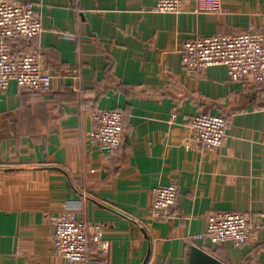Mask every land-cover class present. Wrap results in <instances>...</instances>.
Returning a JSON list of instances; mask_svg holds the SVG:
<instances>
[{"label":"crops","instance_id":"1","mask_svg":"<svg viewBox=\"0 0 264 264\" xmlns=\"http://www.w3.org/2000/svg\"><path fill=\"white\" fill-rule=\"evenodd\" d=\"M42 30L16 41L51 76L44 92L11 82L0 96V264H70L53 252L51 219L71 211L103 225L107 250L89 264H186L197 245L227 264H264V83L231 80L224 65L188 74L183 42L195 35L264 27V0H220L222 11L153 10L155 0H31ZM124 114L110 156L91 145L94 109ZM223 115L217 149L188 127ZM177 183L178 199L150 216L151 189ZM246 214L240 247L204 237L207 216Z\"/></svg>","mask_w":264,"mask_h":264},{"label":"built area","instance_id":"2","mask_svg":"<svg viewBox=\"0 0 264 264\" xmlns=\"http://www.w3.org/2000/svg\"><path fill=\"white\" fill-rule=\"evenodd\" d=\"M153 10L179 13L189 10L185 0H155ZM192 10L222 11L220 0H196ZM42 30L40 15L31 0H0V96L11 82L22 91L44 92L51 76L44 73L36 52L14 53L16 41L30 40ZM183 65L188 74H197L213 65H224L231 80L264 83V27H250L235 34L195 35L183 42ZM93 127L88 132L91 145L102 147L113 156L124 140V114L116 108L94 109ZM193 141L198 147L219 148L227 134L223 115L199 113L188 122ZM178 199L175 182L156 185L151 189L150 216L163 217ZM251 224L246 214L219 210L208 214L204 237L213 244L231 241L242 246L250 236ZM52 250L70 264H89L90 244L104 251L103 225L78 218L71 211L51 219Z\"/></svg>","mask_w":264,"mask_h":264},{"label":"water","instance_id":"3","mask_svg":"<svg viewBox=\"0 0 264 264\" xmlns=\"http://www.w3.org/2000/svg\"><path fill=\"white\" fill-rule=\"evenodd\" d=\"M186 264H227L197 245H191Z\"/></svg>","mask_w":264,"mask_h":264}]
</instances>
